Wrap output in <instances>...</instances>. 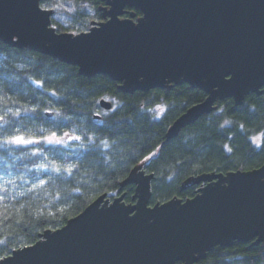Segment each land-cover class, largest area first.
<instances>
[{
    "label": "water",
    "instance_id": "1",
    "mask_svg": "<svg viewBox=\"0 0 264 264\" xmlns=\"http://www.w3.org/2000/svg\"><path fill=\"white\" fill-rule=\"evenodd\" d=\"M42 1L0 0V41L87 78L107 76L123 93L188 84L206 94L170 125L167 141L219 102L241 106L264 92V0H100L104 20L78 34L58 32ZM153 177L136 165L121 183L135 185L132 202L104 193L0 264H199L217 246L264 243V164L189 177L186 184L203 183L194 197L151 205Z\"/></svg>",
    "mask_w": 264,
    "mask_h": 264
},
{
    "label": "trees",
    "instance_id": "2",
    "mask_svg": "<svg viewBox=\"0 0 264 264\" xmlns=\"http://www.w3.org/2000/svg\"><path fill=\"white\" fill-rule=\"evenodd\" d=\"M41 4L54 10L52 26L58 32L78 34L104 19L100 0H43ZM65 4L69 9L60 7ZM135 13L136 18L141 15ZM0 95L9 98L6 107L21 111L19 117L4 113L17 123L0 122L4 130L0 139L10 134L8 130L21 127V122L37 136L48 134L39 131L43 128L83 137L66 145L0 147V177L15 181L6 185V193L0 191V259L36 243L46 230L63 227L104 193L125 192V200L132 202L135 185L121 190V183L138 164L144 163L146 172L154 175L151 205L194 197L203 183L186 184L189 177L252 170L264 164V92L248 95L241 106H235L232 98L219 102L216 111L167 141L170 125L206 98L203 91L182 84L123 93L118 82L107 76L87 78L76 66L0 41ZM101 99L110 100L112 110L101 108ZM37 147L42 151L32 154ZM41 163L50 166L38 168ZM67 164L76 165L71 174L53 171V165ZM41 179L48 182L33 189ZM199 264H264V243L217 246Z\"/></svg>",
    "mask_w": 264,
    "mask_h": 264
},
{
    "label": "snow or ice",
    "instance_id": "3",
    "mask_svg": "<svg viewBox=\"0 0 264 264\" xmlns=\"http://www.w3.org/2000/svg\"><path fill=\"white\" fill-rule=\"evenodd\" d=\"M40 6L42 7L43 5L41 4ZM36 83L39 85L42 82L37 80ZM7 99L9 98L0 95V104L5 105L4 107H0V122H3L4 124L15 125L17 122L6 119V115L4 113H7V115L11 117H19L21 116V111L19 108L13 111L12 108L6 107ZM12 103L14 104L15 101H13ZM25 111H28V109H25ZM31 111L35 112L36 109L32 108ZM0 131H4V130L0 129ZM8 131L10 134H7L2 139H0V147H2L3 145H39L41 142H44L49 145H66L68 143V140H83V137L78 135H71L68 132L63 133V135H58L56 131H49L43 128H41L39 131L41 133L48 132V134L37 136L33 134L32 129H27L22 122H21V127L10 129ZM104 143L105 146H107V142ZM41 151H42L41 148L37 147L34 149L32 154L40 153ZM53 151H55V149H53ZM49 166H50L49 163H41L37 167L41 169H47ZM75 167L76 165L74 164H67L64 166L53 165V171L57 173L61 171H67L69 174H71ZM20 179H24V177L21 176ZM47 182L48 181L41 179L39 181V184L33 185V189L37 187H42ZM9 184H15V181L12 179L5 180L3 177H0V191L6 193L8 191L6 185ZM0 199H3V197L0 196Z\"/></svg>",
    "mask_w": 264,
    "mask_h": 264
},
{
    "label": "rangeland",
    "instance_id": "4",
    "mask_svg": "<svg viewBox=\"0 0 264 264\" xmlns=\"http://www.w3.org/2000/svg\"><path fill=\"white\" fill-rule=\"evenodd\" d=\"M62 5H64V4H62ZM62 5L60 6L62 9H65V8H66V9H69L68 4H65V7L62 6ZM101 21H102V20H101Z\"/></svg>",
    "mask_w": 264,
    "mask_h": 264
},
{
    "label": "flooded vegetation",
    "instance_id": "5",
    "mask_svg": "<svg viewBox=\"0 0 264 264\" xmlns=\"http://www.w3.org/2000/svg\"><path fill=\"white\" fill-rule=\"evenodd\" d=\"M177 264H180V263H177Z\"/></svg>",
    "mask_w": 264,
    "mask_h": 264
}]
</instances>
